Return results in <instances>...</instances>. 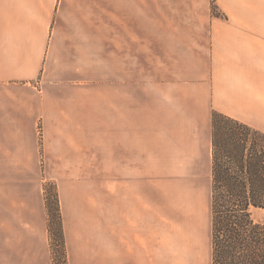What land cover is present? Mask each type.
Segmentation results:
<instances>
[{"label":"crops","instance_id":"obj_1","mask_svg":"<svg viewBox=\"0 0 264 264\" xmlns=\"http://www.w3.org/2000/svg\"><path fill=\"white\" fill-rule=\"evenodd\" d=\"M214 111L264 131V0H0V264L48 179L69 264H213Z\"/></svg>","mask_w":264,"mask_h":264},{"label":"trees","instance_id":"obj_2","mask_svg":"<svg viewBox=\"0 0 264 264\" xmlns=\"http://www.w3.org/2000/svg\"><path fill=\"white\" fill-rule=\"evenodd\" d=\"M212 11L224 15L215 2ZM213 159V264H264V131L214 111ZM44 195L54 264H69L55 181Z\"/></svg>","mask_w":264,"mask_h":264},{"label":"rangeland","instance_id":"obj_3","mask_svg":"<svg viewBox=\"0 0 264 264\" xmlns=\"http://www.w3.org/2000/svg\"><path fill=\"white\" fill-rule=\"evenodd\" d=\"M46 182H54V181L51 179H48ZM257 216L264 220V210L257 212ZM50 244H51V250L56 249L55 242L51 238V235H50ZM58 258H59V254L57 252L53 253V261H57Z\"/></svg>","mask_w":264,"mask_h":264}]
</instances>
